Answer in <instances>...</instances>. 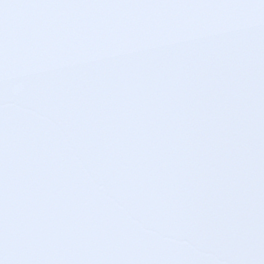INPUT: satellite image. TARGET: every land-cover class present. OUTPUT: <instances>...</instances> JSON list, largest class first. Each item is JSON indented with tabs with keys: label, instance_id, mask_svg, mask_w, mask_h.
<instances>
[{
	"label": "snow or ice",
	"instance_id": "6c2138e0",
	"mask_svg": "<svg viewBox=\"0 0 264 264\" xmlns=\"http://www.w3.org/2000/svg\"><path fill=\"white\" fill-rule=\"evenodd\" d=\"M0 264H264V0H0Z\"/></svg>",
	"mask_w": 264,
	"mask_h": 264
}]
</instances>
